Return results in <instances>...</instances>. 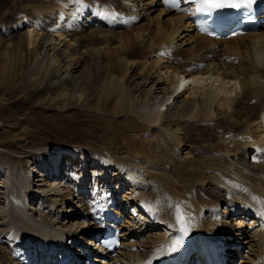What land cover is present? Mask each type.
Masks as SVG:
<instances>
[{"label": "bare ground", "instance_id": "1", "mask_svg": "<svg viewBox=\"0 0 264 264\" xmlns=\"http://www.w3.org/2000/svg\"><path fill=\"white\" fill-rule=\"evenodd\" d=\"M61 1L33 9L36 37L0 48V89L22 69L28 91L55 87L56 99L99 113L103 139L42 152L38 163L27 138L0 139V264H58L115 218L125 219L122 244L105 264H157L183 226L226 264H264V110L250 111L264 105V29L203 35L193 18L201 0ZM11 113L0 114V134ZM193 126L212 132L207 150ZM60 201L76 204L82 225L62 218Z\"/></svg>", "mask_w": 264, "mask_h": 264}, {"label": "rangeland", "instance_id": "2", "mask_svg": "<svg viewBox=\"0 0 264 264\" xmlns=\"http://www.w3.org/2000/svg\"><path fill=\"white\" fill-rule=\"evenodd\" d=\"M54 1L57 3L59 2V0L57 1L54 0ZM88 1H90L92 4H95L97 2L98 4H101L105 8L111 7L110 5L113 4L114 5L112 7H115V3L117 2V0H97V1L88 0ZM40 2H44V0H0V48H4L5 45L7 44H11L13 46L15 43L20 42L19 41L20 37L24 33H28V36L31 37L30 34L32 33L33 31L32 28L34 26L32 27L28 26L30 25L29 21L32 20L33 11L36 9L35 7H37V4L39 5ZM33 6L34 8H32ZM157 12H155L154 15L157 14ZM120 29L125 30L126 28H120ZM32 34L33 35L35 34L34 36L36 37L38 33L35 30L33 31ZM15 50H17V52H12L17 55L16 58L17 62L15 65H17L18 67L21 65L20 67L23 68L24 67L23 64L26 62V60H24L26 59V50L23 46ZM137 56L142 57L143 55L142 53L137 52ZM96 66L97 65H94L93 68L91 69L93 70L92 73L96 70ZM21 71L22 69L19 71V74H17L16 76L18 80H15L16 79L15 78L12 82L5 81L6 83L8 82L7 85L5 82L3 83V85H6L3 87L6 90H4L2 87H1L2 90L0 89L1 91L0 114L4 113L5 111H8L9 113L11 111L12 115L15 114L13 119L9 123H7L8 126L6 127L7 129L6 132L5 131L1 132L3 134H0V136L2 135L0 139H4V136L5 138H7L8 131L9 134H11V138H17L18 140H20L21 143H25V138H27L26 141H27V145L30 146L29 148H33V151H36L35 153H33L34 156L32 157V159L37 163L42 161V157H40L42 152L56 150L57 147H59L58 152L56 151L54 153V154H59L61 151L60 147L64 149L70 146L78 147L80 144L86 142L95 143L96 138L103 139V136L99 135V131H98V128L100 127V123L98 121L99 113L93 112L92 109L81 107L80 102H77L76 104H68L62 100L56 99L58 97L57 96L58 90H56L55 87H53L54 89L50 88L52 90L49 89L41 92L36 91L35 93L28 91L25 87L24 74H22ZM118 71L120 70H117V72ZM97 74H98L97 72H94L92 78H95ZM8 84L10 85L9 87H7ZM13 84L15 85V87ZM16 84H18L19 86ZM20 84H22V86ZM129 88H132V86L129 85ZM144 92L146 93L145 90ZM185 95H187V93ZM131 98L134 101L137 100V96H135L134 94L131 95ZM263 110H264V105H259V104L253 105L250 108V111L256 116L258 114H261ZM1 117L2 116H0V118ZM4 119L6 118L4 117ZM187 131L191 136L197 137L196 140L200 144V149L202 150L208 149V146L207 145L204 146L205 143L202 140L204 137H208L209 135H212V132L209 129L203 130L200 127L193 126V128H190ZM5 150H6L5 155H9L7 153V149ZM187 151L188 150H184V153ZM196 152L198 153L199 151L197 150ZM64 153H61V157L66 156V154ZM15 156L16 155H13L12 157L15 158ZM19 159L21 160L19 165L21 164L22 165L26 164V166L28 165V167L30 168V177H32L35 174V172L33 171L35 165H30L31 162L29 158H25L22 156L19 157ZM61 162L63 165V164H67L68 161L66 160L65 157V159L62 158ZM68 167L69 166L66 165L64 166V170L62 169L64 172V176H63L64 178L66 177L65 172L66 169H68ZM75 169L79 170V168H75ZM79 173H81V171ZM35 182L36 184H38L36 179ZM67 185L68 184L65 183L62 187L64 188ZM66 189L68 190V188H64L63 191L66 192L67 191ZM76 199L77 198H75V201H77ZM31 203L33 205L32 206L33 210L36 211L37 205L39 203L41 204V201L39 200L38 203L35 200V201H31ZM72 205L73 204L67 203L65 204L64 207L62 205V201H60L56 209L60 211L62 218L67 216H73L74 219V220L72 219L73 223H78V225L79 224L82 225L83 223L81 222H83L82 221L83 219L79 217L80 215H77V213L79 214L82 211L76 208V204L73 206ZM1 206L4 207V205H0V209L4 210V208ZM50 218L51 216L48 217V220H50ZM62 222L67 226L71 225V223L67 224L65 221ZM63 224L57 223L59 228L63 226ZM6 245L8 244L6 243ZM38 255H39L38 257L41 259L42 254L40 253Z\"/></svg>", "mask_w": 264, "mask_h": 264}, {"label": "snow or ice", "instance_id": "3", "mask_svg": "<svg viewBox=\"0 0 264 264\" xmlns=\"http://www.w3.org/2000/svg\"><path fill=\"white\" fill-rule=\"evenodd\" d=\"M165 2L167 3L168 0H165ZM248 2L251 3L252 0H248ZM208 6L211 7V8H219V7H224L225 5L222 4V3L213 2V0H209ZM229 6L230 7H237V5H235V4H232V5H229Z\"/></svg>", "mask_w": 264, "mask_h": 264}]
</instances>
